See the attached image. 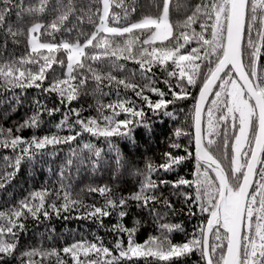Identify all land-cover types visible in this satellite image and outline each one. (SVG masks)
<instances>
[{
    "label": "snow or ice",
    "instance_id": "obj_1",
    "mask_svg": "<svg viewBox=\"0 0 264 264\" xmlns=\"http://www.w3.org/2000/svg\"><path fill=\"white\" fill-rule=\"evenodd\" d=\"M0 38L2 116L31 112L0 123V264H264V0H0ZM129 60L137 71L113 74ZM164 118L173 127L162 162L145 156L138 167L120 144L136 148L138 128L154 138ZM37 166L48 178L18 198L22 170L34 180ZM85 172L111 174L77 190ZM142 216L155 234L140 242ZM54 217L91 221L113 239L57 247L46 227L40 246L25 248L27 221Z\"/></svg>",
    "mask_w": 264,
    "mask_h": 264
},
{
    "label": "trees",
    "instance_id": "obj_2",
    "mask_svg": "<svg viewBox=\"0 0 264 264\" xmlns=\"http://www.w3.org/2000/svg\"><path fill=\"white\" fill-rule=\"evenodd\" d=\"M114 3H119V0H113ZM177 19H181L182 17H176ZM51 19V18H49ZM85 31H91V28L85 27ZM44 37H42V40ZM57 42L59 41L60 37L57 36ZM146 39L145 36H141L140 40L143 41ZM0 43H2V38H0ZM8 52L9 53H16L17 56H21L26 54V46L23 44L21 46H17L12 44L11 42L8 43L7 45ZM136 49L134 48L133 51ZM62 53H57V58H61ZM125 64V69L124 71L116 72L114 71L113 74L123 77L125 75H128L130 71H137L138 70V65L135 63V61L129 60L126 62H123ZM53 68H57V65H53ZM51 71V70H49ZM66 69L60 68L59 72L61 75V78L64 76V72ZM159 75V73H158ZM137 82H139L137 80ZM158 86L164 87V85L161 83ZM2 91V90H0ZM29 96H36L38 95L37 91L33 88L30 89L28 92ZM131 95V93H129ZM134 98V97H133ZM111 99H115V96H109V97H104L103 101L104 103L109 102ZM211 99V98H210ZM84 107L87 108L88 105H94L95 104V98L91 95L87 96L83 100ZM74 106L75 102H74ZM191 104L189 103L188 107H190ZM8 111L5 107H0V123L4 124L5 127L11 126L13 122L15 121H22V119L25 117V115H30L31 112L28 108L27 105L17 109L14 112H9V115L7 119H4L2 114L4 112ZM85 115H97L96 111L92 110L89 112H86ZM60 119L59 114L55 117V119L52 121V123L58 122ZM166 120L165 123L160 124L156 123L154 125L155 127V133H154V138H149L148 135L145 134L143 129H137V141L138 145L136 148H131L130 145L127 142H122L120 144V147L122 151L124 152L125 155L129 156L131 159L137 162V166L143 168L144 166V158L145 156H149L153 158V162L156 164L161 163V158H160V153L164 152L167 150V145L161 143L164 139V134L168 133V129L173 127V122L171 120H168L167 118H164ZM48 130V125H45V128L43 131ZM32 134L31 129H26L23 132V135L25 136H30ZM38 134H43V132H39ZM66 134V133H64ZM94 143H98L96 141H93ZM101 147L104 145L101 144ZM4 150H0V157L4 155ZM63 159V154H61L60 157L57 158V160L53 163L52 167L55 170L56 165L60 163V161ZM2 159H0V164H2ZM36 171V176L35 179H29L28 178V173L29 170L27 168H24L22 170V175L21 177L18 178L19 184L16 185L17 189V197L22 194L20 193V187L23 186L24 189H29L30 187L32 188H39V186L48 178L49 173L41 166H37ZM191 171V168H186L180 172V175H184L186 172ZM110 172H107L104 174V176L97 177L89 172H85L76 182H75V187L77 190L80 188H84L88 184H101L108 181V176L110 175ZM54 178V176H53ZM175 174L171 175L168 177V179H174ZM134 186V179L132 177H129L125 175V180L124 183L122 184V190L127 193L128 191L132 190ZM84 195V198L86 202H91L92 198L88 197L86 194ZM3 196L0 195V202L3 201ZM0 209H2V204H0ZM73 216L77 215V213H73ZM141 219L144 221V227L140 230V232L137 234V239L140 242H143V240L147 239V237L150 234H155V225L151 222L150 218L146 216H142ZM175 222H180L179 220H176ZM28 226H29V232L27 234H22L21 236V241L24 244L25 248L31 246H40V238L41 235L45 233L46 227L49 229L54 228L55 230V235L59 237V242L55 244V246L59 247L64 241L70 242L73 239L79 238L80 236H84L87 239H92L94 235L96 236H102L107 240H112L113 237L108 234L104 229H101L96 225L95 223L91 221H86V220H79V219H69L65 220L63 218H53L50 223L47 225L45 224H40V225H35L31 220L27 221ZM110 223H115V218H108L105 220V224H110ZM198 223V221H189L187 224H185V227L191 231L192 227L194 224ZM175 240H182L184 237L177 233L174 237ZM44 247H50L49 243L45 239ZM36 259H40V257H36ZM140 264H143V261L140 262Z\"/></svg>",
    "mask_w": 264,
    "mask_h": 264
}]
</instances>
